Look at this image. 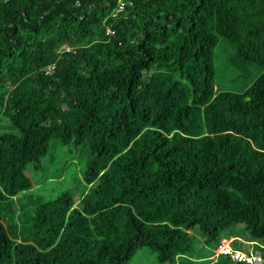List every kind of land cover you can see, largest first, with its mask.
Instances as JSON below:
<instances>
[{"label":"trees","instance_id":"obj_1","mask_svg":"<svg viewBox=\"0 0 264 264\" xmlns=\"http://www.w3.org/2000/svg\"><path fill=\"white\" fill-rule=\"evenodd\" d=\"M118 1L0 0V264H124L146 245L198 264L196 242L211 256L240 226L264 245V70L218 90L214 62L223 38L264 67V0H132L113 17ZM52 138L88 147L89 187L21 204Z\"/></svg>","mask_w":264,"mask_h":264},{"label":"rangeland","instance_id":"obj_2","mask_svg":"<svg viewBox=\"0 0 264 264\" xmlns=\"http://www.w3.org/2000/svg\"><path fill=\"white\" fill-rule=\"evenodd\" d=\"M214 62L215 84L218 90L244 91L264 70V67L258 64L239 59L235 55L233 44L223 38H220L215 49ZM0 129H8V127L0 125ZM89 158V149L86 145L63 143L58 138H52L49 150L41 158L40 163H31L26 169L34 186L30 191L20 194L21 204H26L30 200L33 203L40 198L43 200L53 198L65 190L71 191L76 197L80 196L89 187L84 180ZM221 236L223 239L235 237L237 240L232 243L234 249L249 253L255 248L248 240V233L243 226L224 231ZM195 247H200L203 256L200 259L195 258L198 264H206L218 257L216 255L218 247L211 256L209 247H202L200 240L195 243ZM157 255L158 252L147 245L140 246L135 255L124 264H161ZM180 259L182 260L183 257L176 258V262Z\"/></svg>","mask_w":264,"mask_h":264},{"label":"built area","instance_id":"obj_3","mask_svg":"<svg viewBox=\"0 0 264 264\" xmlns=\"http://www.w3.org/2000/svg\"><path fill=\"white\" fill-rule=\"evenodd\" d=\"M4 2H7L9 0H2ZM132 0H119L116 9L112 13V16H117L119 12L125 10V8L132 4ZM115 33V29L111 25H107L106 27V34L107 35H113ZM73 48L67 44L62 45L61 48L59 49V52L62 51H70ZM55 70V65L52 64L46 68V73L51 74ZM235 237L231 239H223L220 245L218 246V249L216 251V255L219 254H224L230 256L233 260L240 261V262H245L248 264H261L264 261V256L263 254L255 248L249 252H243L242 250L234 249L232 247V243L234 241ZM253 245H261L260 243L256 241H251L250 242ZM262 247L264 245H261Z\"/></svg>","mask_w":264,"mask_h":264}]
</instances>
